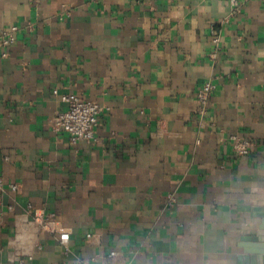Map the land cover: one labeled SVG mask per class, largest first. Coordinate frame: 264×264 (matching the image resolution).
Masks as SVG:
<instances>
[{
  "label": "crops",
  "instance_id": "0c3cea01",
  "mask_svg": "<svg viewBox=\"0 0 264 264\" xmlns=\"http://www.w3.org/2000/svg\"><path fill=\"white\" fill-rule=\"evenodd\" d=\"M12 25L0 264H251L244 246L264 233V0H0V28ZM62 94L104 106L94 142L51 129ZM233 134L255 143L249 155Z\"/></svg>",
  "mask_w": 264,
  "mask_h": 264
},
{
  "label": "built area",
  "instance_id": "2783aa9c",
  "mask_svg": "<svg viewBox=\"0 0 264 264\" xmlns=\"http://www.w3.org/2000/svg\"><path fill=\"white\" fill-rule=\"evenodd\" d=\"M232 5H237L239 0H228ZM247 1V0H244ZM18 29L17 25H12L8 28H0V49L1 55L6 56V50L15 41V33ZM214 34V28L211 29ZM216 41V37H214ZM215 85L211 81L203 83L195 92L197 104V113L206 114L210 105V98ZM61 100L66 104L62 110H57L50 118L49 124L53 131H65L68 134L70 143L75 144L78 141L94 142L96 140L95 128L98 124V118L104 110V106L97 101L85 100L75 94H62ZM233 151L236 155H249L255 143L247 138H242L237 134L230 136ZM0 178V187H2ZM11 190L16 189V184H9ZM168 199L175 201L174 196L169 194ZM29 207V206H28ZM34 221L39 227L48 231H53V224L50 219H45L42 216H35ZM90 237V234H86ZM58 240L61 245L65 246L69 240L67 232H61L58 235ZM40 247V245H38ZM24 259L19 258L17 264H24Z\"/></svg>",
  "mask_w": 264,
  "mask_h": 264
},
{
  "label": "water",
  "instance_id": "95a60500",
  "mask_svg": "<svg viewBox=\"0 0 264 264\" xmlns=\"http://www.w3.org/2000/svg\"><path fill=\"white\" fill-rule=\"evenodd\" d=\"M262 226L260 227V230L257 232V236L254 239L255 241H258L255 245H248V247L244 246V253L248 254L251 259V264H254L257 262V264H264V233ZM255 254V255H253ZM241 257H239L240 259Z\"/></svg>",
  "mask_w": 264,
  "mask_h": 264
}]
</instances>
